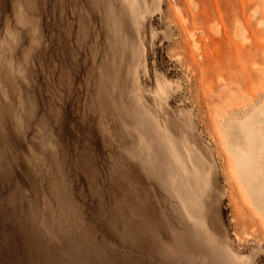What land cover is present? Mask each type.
<instances>
[{
	"label": "rangeland",
	"instance_id": "obj_1",
	"mask_svg": "<svg viewBox=\"0 0 264 264\" xmlns=\"http://www.w3.org/2000/svg\"><path fill=\"white\" fill-rule=\"evenodd\" d=\"M247 175L264 0H0V264H264Z\"/></svg>",
	"mask_w": 264,
	"mask_h": 264
},
{
	"label": "bare ground",
	"instance_id": "obj_2",
	"mask_svg": "<svg viewBox=\"0 0 264 264\" xmlns=\"http://www.w3.org/2000/svg\"><path fill=\"white\" fill-rule=\"evenodd\" d=\"M252 156V154H250V155H247V156H243V157H241L242 158V162H244V161H250L251 160V162L253 161V156ZM251 157V158H250ZM243 165V164H242ZM245 178H246V180H247V183L249 184V188H251V189H253V193H256L257 195H258V197H259V199H261V200H263V197H264V195L262 194V191L259 189V187H258V185L257 184H255L254 182H253V180L250 178V177H248V175L247 176H245ZM255 195V194H254Z\"/></svg>",
	"mask_w": 264,
	"mask_h": 264
},
{
	"label": "crops",
	"instance_id": "obj_3",
	"mask_svg": "<svg viewBox=\"0 0 264 264\" xmlns=\"http://www.w3.org/2000/svg\"><path fill=\"white\" fill-rule=\"evenodd\" d=\"M253 160H254V162L256 161L254 158H253ZM249 169V168H248ZM255 169V167L253 168V170ZM249 172L251 173V171L249 170ZM261 189V188H260ZM262 191V190H261ZM256 194V193H255ZM262 194H263V192H262ZM264 195V194H263ZM256 196L258 197V195L256 194ZM258 200L260 201V202H263L264 201V197H263V200H261V199H259V197H258Z\"/></svg>",
	"mask_w": 264,
	"mask_h": 264
}]
</instances>
